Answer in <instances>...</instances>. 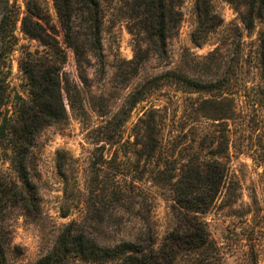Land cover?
<instances>
[{"label": "rangeland", "instance_id": "374dc122", "mask_svg": "<svg viewBox=\"0 0 264 264\" xmlns=\"http://www.w3.org/2000/svg\"><path fill=\"white\" fill-rule=\"evenodd\" d=\"M132 3L100 0L101 54L78 67L51 0H0L1 119L18 118L30 99L22 66L66 57V118L39 129L25 159L34 207L11 204L0 216L6 264L35 263L69 226L103 245L161 247L184 229L173 194L153 181L166 160L176 173L214 162L220 187L196 214L210 249L182 244L158 264H264V5L209 0L215 17L200 20L197 0H181L161 54L131 18ZM11 147H0V180L13 189Z\"/></svg>", "mask_w": 264, "mask_h": 264}, {"label": "trees", "instance_id": "16d2710c", "mask_svg": "<svg viewBox=\"0 0 264 264\" xmlns=\"http://www.w3.org/2000/svg\"><path fill=\"white\" fill-rule=\"evenodd\" d=\"M57 15L58 23L63 32V43L70 48L78 62L84 61L85 54H101L102 8L100 0H51ZM181 2V0H176ZM175 0H133L131 18H137L147 36L148 42L157 47L163 54L166 49L168 23L177 25L181 15L174 11L178 2ZM229 1V0H227ZM260 0V5H264ZM253 6L252 2L250 3ZM198 16L214 18L210 11L209 0H197ZM203 8V9H202ZM37 17V16H36ZM210 19V20H211ZM263 77H264V34L260 37ZM66 57L61 53L60 64H28L22 66L27 80L30 99L25 102L18 118H0V147L4 151L5 143L12 142L11 162L17 172L20 185L9 184L0 180V216L9 205L16 204L23 209L33 208L35 199L25 165L26 156L32 148L36 133L44 126L62 122L66 111L60 99L61 65ZM186 82L188 79H185ZM68 84V79H65ZM69 92L66 88V93ZM142 97L135 99L139 101ZM218 120V119H216ZM154 132V128L146 127V135ZM169 158V157H168ZM188 167V170L185 168ZM176 166L167 160L163 162L153 176L156 185L166 186L173 194V209L178 213V220L184 229L179 233L166 236L160 247L150 243L146 249L138 247L130 241L103 245L86 238L80 231L70 226L60 234L56 246L33 264H67L77 260L84 264H158L159 257H174L182 244L186 250H209L210 240L207 231L196 217L211 207L220 187V172L216 163L206 162L201 165L183 166L176 173ZM192 171H194L192 173ZM176 179V180H175ZM12 191L14 193H12ZM2 237L0 238V264H6ZM206 259V255L203 257ZM203 261H194L197 264ZM193 264V263H192Z\"/></svg>", "mask_w": 264, "mask_h": 264}]
</instances>
